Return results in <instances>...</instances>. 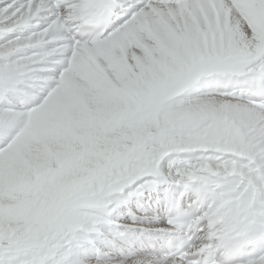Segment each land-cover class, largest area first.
<instances>
[{"label": "snow or ice", "instance_id": "obj_1", "mask_svg": "<svg viewBox=\"0 0 264 264\" xmlns=\"http://www.w3.org/2000/svg\"><path fill=\"white\" fill-rule=\"evenodd\" d=\"M0 264H264V0H0Z\"/></svg>", "mask_w": 264, "mask_h": 264}]
</instances>
